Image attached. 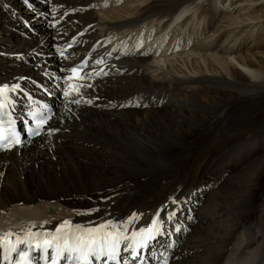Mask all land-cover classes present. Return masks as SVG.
I'll return each instance as SVG.
<instances>
[{
	"label": "bare ground",
	"instance_id": "bare-ground-1",
	"mask_svg": "<svg viewBox=\"0 0 264 264\" xmlns=\"http://www.w3.org/2000/svg\"><path fill=\"white\" fill-rule=\"evenodd\" d=\"M107 1L29 0V7L24 0H0V85L19 82L34 101L54 106L49 127L60 129L0 153V235L21 233L33 224V231L54 230L64 220L80 225L122 221L133 213L140 214L133 226L139 228L149 224L169 197L184 194L167 209L177 214L166 222V234L144 250L146 264L165 259L170 264H264V212L254 206L256 191L242 190L244 180L233 191L226 185L231 177L221 187L206 179L237 138L228 131L230 121L239 117L242 105L263 102V80L260 90L241 95V84L263 72L244 66L252 75L248 79L234 67L239 59L229 54L216 60L218 66L205 60L210 73L195 63V69L203 70L198 76L154 79L165 56L161 43L169 39L160 22L169 20L164 31L180 25L198 0H143L134 15L111 11L114 17L102 18L96 10ZM49 21L58 23L51 27ZM222 37L221 32L219 42ZM58 49H64L66 60ZM100 58L109 75L94 78V88L86 90L85 98L94 103L70 105L68 111L61 69L87 60L89 71ZM19 77L24 79L17 81ZM190 82L203 87L187 92L184 85ZM12 95L15 115H25L29 101L23 93ZM243 108L249 118L264 119L261 105L251 112ZM165 160L178 164L182 175L174 180L162 165ZM129 163L145 165L144 170L127 174ZM256 164L261 169L253 181L259 187L264 156L247 167ZM228 172L230 166L224 170Z\"/></svg>",
	"mask_w": 264,
	"mask_h": 264
},
{
	"label": "rangeland",
	"instance_id": "rangeland-1",
	"mask_svg": "<svg viewBox=\"0 0 264 264\" xmlns=\"http://www.w3.org/2000/svg\"><path fill=\"white\" fill-rule=\"evenodd\" d=\"M142 1L143 0H108L105 4L107 6L104 5L101 10L96 11L100 13L102 18H107L109 14V16L113 17L115 15L123 16V14L134 15V13H136L135 8L142 6ZM202 10L205 11L203 12ZM111 11L114 12L115 15H111ZM132 11L134 12L132 13ZM185 20L187 21L185 22ZM168 21L167 19L162 20L159 26L166 25L163 29H160V31L169 35L168 40L171 41V43L168 40L167 42L163 41L161 43V46L164 45L162 52L166 57L163 56L161 62H159L160 64H157V66L159 65L158 67L162 69L157 74H154L157 75L154 79L170 80L174 76L178 78L198 76L203 70L201 68L200 70L195 69V63H199L197 66L200 65L204 68V71L210 73L205 67V60L206 62L209 61L218 66V61L221 62V60L228 58L229 54H232L233 58L237 57V59H239V63L237 62L234 67L236 66V70H240L246 77L248 76V79H250L249 77L252 75L244 69V66H249L255 71L263 72L261 78L254 77V79L250 80L252 82L241 84V95L254 89H257V91L260 90L259 83L262 80L264 81V0H198L194 5L188 8V13L182 18V21L180 20V25L175 27V25L179 23L176 22L172 24V27L170 26L164 31ZM235 21L237 23L236 26H234ZM36 30L37 33L41 32L38 29ZM26 32L28 33L29 30H26ZM221 32L224 38L222 37L223 39L219 42L218 38ZM115 42L121 43V40H116ZM142 50L145 52L147 49ZM163 61H165V64ZM228 71L233 76L234 72L232 68H228ZM149 74L152 75V72ZM232 80L231 78L230 82H232ZM232 84L233 83L229 86L230 89H235L232 87ZM194 86L198 88L203 87L193 82L184 85L187 92ZM256 105L258 107L261 105L264 108V100L261 104L260 102L254 103L253 106L248 104L242 105L243 111L239 117H236L235 121H230L231 123H229L228 131L231 129L237 138H235L232 145L226 149L228 153H226V157L224 156L225 159L220 158L214 162L208 171L206 179L208 184L210 181H213L222 185L231 177L232 179L228 180V184L226 185H228V189L233 191H237L241 182L244 180L245 183L243 184L242 190L247 191V193L256 191L258 197L254 202V206L259 212L260 210L264 212V174L260 186L258 187L257 183L253 181L255 180L253 174H255L256 171L259 172L261 168H257V164L255 167L253 166V168L247 167L251 162L264 156V119L259 116L249 118V114H247V112H245L246 110L243 108H250L251 112V108ZM261 128L263 129L261 130ZM167 160H165L162 165L165 170L168 169L167 171L171 172H169L171 177L172 173L174 174L172 178L175 180L176 175H182V169L180 166L177 167L178 164L172 165V162L168 163ZM138 163H129L126 173L131 174L139 172L142 169L144 170L145 165ZM227 165L230 166L232 172H228L226 175L224 170L228 168ZM185 172H189V169L185 170ZM244 177H246L247 180ZM221 185L219 187H221ZM176 193H178V191ZM173 197L176 200L177 198L182 200L186 196H184V194L180 196H178V194H173L162 206L166 204L168 209L172 204L171 198ZM260 213L262 214V212ZM258 225L262 228L259 222Z\"/></svg>",
	"mask_w": 264,
	"mask_h": 264
},
{
	"label": "snow or ice",
	"instance_id": "snow-or-ice-1",
	"mask_svg": "<svg viewBox=\"0 0 264 264\" xmlns=\"http://www.w3.org/2000/svg\"><path fill=\"white\" fill-rule=\"evenodd\" d=\"M24 3L31 7L29 0H24ZM51 11L55 13L56 8ZM56 23L58 21L55 23L49 21L51 27H55ZM25 26L30 27L27 21ZM58 52L61 58L67 59L64 49H58ZM105 63L103 58L96 59L93 61L94 66L89 71H85L89 68V63L84 60L70 68L61 69L66 73L59 79L63 86L62 98L68 111L72 110L70 105L94 103L93 99L85 98L86 90L94 88L91 82L94 78L109 75L105 71ZM20 79L24 77L17 78V81ZM19 93H23L25 99L29 101L28 116L31 124L25 129L29 138L41 135L52 136L60 130L49 127L54 113L48 110L47 104L33 107L34 99L30 93H24L19 82L11 86L7 83L2 84L0 85V151H11L24 145L12 115L17 100L14 95H10ZM171 203L178 205L179 202L173 197ZM162 212L165 213L164 217L161 216ZM87 214L91 215L92 211L89 210ZM176 214V209L169 212L167 205H164L156 211L147 226L139 228L133 227L140 219V214L136 213L122 221L108 219L89 225L73 224L69 220H64L54 230L33 231L37 227L33 224L21 233L8 231L0 235V261L6 264H146L143 250L149 249L154 241L166 234L165 224ZM40 227L43 228V225ZM130 227L131 231H129ZM164 264H168L166 259Z\"/></svg>",
	"mask_w": 264,
	"mask_h": 264
}]
</instances>
